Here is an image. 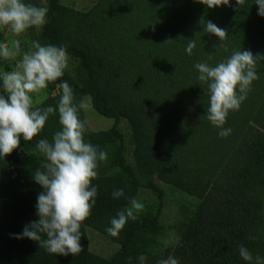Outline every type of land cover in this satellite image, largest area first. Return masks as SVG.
Here are the masks:
<instances>
[{"label": "trees", "instance_id": "16d2710c", "mask_svg": "<svg viewBox=\"0 0 264 264\" xmlns=\"http://www.w3.org/2000/svg\"><path fill=\"white\" fill-rule=\"evenodd\" d=\"M33 4L39 6L40 0ZM230 4L209 9L198 0H97L81 11L48 0V23L40 35L77 59L76 79L64 72L50 83L55 94L34 107L55 108L64 81L76 103L88 95L93 108L114 124L100 131L86 124L85 141L106 151V161L118 170L92 181L97 196L80 228L83 251L50 254L38 242L16 236L38 219L37 197L43 191L33 177L46 162L28 148L40 139L51 142L61 130L58 111L32 141L21 137L17 149L0 156V264H139L141 254L146 264L169 255L179 264H249L240 257L239 245L264 257V60L257 63L258 79L247 98L227 117V137H220L207 119V84L198 80L195 68L201 62L216 66L237 50L264 54V17L257 14L255 0ZM201 19L227 30L226 49ZM189 40L196 42L191 55ZM79 115L85 120L82 110ZM120 120L131 130L132 164L117 128ZM139 170L199 200L179 241L161 246L164 224L138 212L118 237L111 236L119 245L113 256L91 252L87 227L108 235L111 219L135 196ZM146 186L156 188L151 182ZM118 189L124 195L114 198Z\"/></svg>", "mask_w": 264, "mask_h": 264}, {"label": "clouds", "instance_id": "9594fccd", "mask_svg": "<svg viewBox=\"0 0 264 264\" xmlns=\"http://www.w3.org/2000/svg\"><path fill=\"white\" fill-rule=\"evenodd\" d=\"M198 2L209 9L232 7L230 0ZM244 4L245 0H235L236 7ZM255 4L258 5L257 14L264 17V0H255ZM49 10L48 0H40L39 6L25 0H0V29L10 30L15 36H21L29 29L41 32L48 23ZM201 22L226 49L223 42L227 39V30L212 21L201 19ZM195 47L196 42L189 40L186 52L191 55ZM19 53L18 39L13 40L11 46L0 43V58L15 60ZM261 60H264V54L237 50L216 66L203 62L195 64L198 80L207 84V119L219 129L220 137L231 134V128L224 127L227 117L230 112L238 111L247 98L253 81L258 79L256 68ZM68 62L65 46L32 41L31 49L23 53L15 70L0 72V156L10 155L17 149L21 137L24 141H32L42 132L49 116L58 111L61 130L53 135L51 142L40 139L36 144L46 158L42 165L45 170L37 169L33 177L43 189L37 197L38 219L26 225L16 238L36 241L50 254L75 256L83 251L80 228L90 217L96 202L97 188L92 181L98 177L99 164L107 160L108 154L85 141L87 121H82L79 114L87 104L75 102L73 90L66 81L59 85L60 99L55 108L34 107V95L59 80L68 68ZM112 195L114 198L123 196V189L115 190ZM130 204L111 219V226L106 228L109 235L118 237L129 219L135 221L138 218L136 213L144 208L136 199ZM176 239L178 242L179 237ZM238 251L249 264H264V257H254L243 245L238 246ZM147 259L141 254L139 264H146ZM157 264H179V260L169 255Z\"/></svg>", "mask_w": 264, "mask_h": 264}, {"label": "rangeland", "instance_id": "374dc122", "mask_svg": "<svg viewBox=\"0 0 264 264\" xmlns=\"http://www.w3.org/2000/svg\"><path fill=\"white\" fill-rule=\"evenodd\" d=\"M96 1L97 0H60L62 4L81 11L89 9ZM25 2L33 4V0H25ZM17 39L20 41V53L15 60H5L1 58L2 64L0 66V72L15 70V66L22 58L23 53L31 49L32 41H39L42 45L47 44L45 39L41 37L40 32H36L35 29H29L21 36H15L10 30L0 29V43L11 46V42ZM76 65L77 59L69 55L68 68L65 70V73L69 74L73 79H76ZM55 92L56 87L52 88L49 84L47 89L43 90L40 94L34 95V106L39 104L47 96L54 95ZM80 102L87 104V108L82 109V113L90 130H106L114 124V119L112 117L101 115L93 108L88 95H82ZM117 128L123 133L124 153L126 154L128 163L132 164L133 159L130 153L131 130L124 120H120L117 123ZM28 151L46 162V158L39 152L36 145H30ZM117 170V167L112 166L107 161H103L99 164L98 174H110ZM137 180L139 186L136 189L133 199H136L144 205V208L139 212H147L157 216L165 226L163 235L159 238V243L163 247L173 246L177 242L176 238L180 236V231L184 222L187 221L188 216L192 214L199 200L196 197L190 196L158 180L155 175L149 174L145 170H139V178ZM148 182H151L156 188H148V186H146ZM130 206L131 204L129 207ZM86 233L88 249L91 252L106 257L113 256L117 252L119 245L113 241L111 235L102 234L90 227H87Z\"/></svg>", "mask_w": 264, "mask_h": 264}]
</instances>
